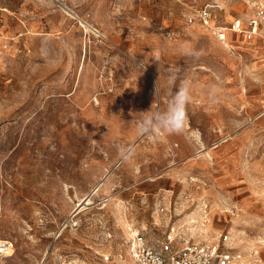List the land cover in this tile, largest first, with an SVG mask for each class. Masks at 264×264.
<instances>
[{
	"label": "rangeland",
	"instance_id": "rangeland-1",
	"mask_svg": "<svg viewBox=\"0 0 264 264\" xmlns=\"http://www.w3.org/2000/svg\"><path fill=\"white\" fill-rule=\"evenodd\" d=\"M0 35L5 264H106L136 234L165 252L228 234L236 264H264V39L228 52L176 0H0ZM176 66L187 122L150 140L137 121Z\"/></svg>",
	"mask_w": 264,
	"mask_h": 264
},
{
	"label": "built area",
	"instance_id": "built-area-1",
	"mask_svg": "<svg viewBox=\"0 0 264 264\" xmlns=\"http://www.w3.org/2000/svg\"><path fill=\"white\" fill-rule=\"evenodd\" d=\"M178 1L183 4L182 17L187 26H203L223 44L227 42L229 31L252 40L261 32L264 23V0H243L253 8V13L245 17H234L231 21L223 20L219 16V10L223 9L220 1ZM12 249V243L0 240V264H5ZM102 257L106 264H236L241 256L236 253L228 234H222L217 242L210 243L185 240L182 247L169 252L151 246L143 235L136 234L127 252H109Z\"/></svg>",
	"mask_w": 264,
	"mask_h": 264
},
{
	"label": "clouds",
	"instance_id": "clouds-1",
	"mask_svg": "<svg viewBox=\"0 0 264 264\" xmlns=\"http://www.w3.org/2000/svg\"><path fill=\"white\" fill-rule=\"evenodd\" d=\"M182 54L193 59H199L203 55L202 51L194 48H185ZM154 58L159 61V54ZM185 71L179 66L169 69L167 82L170 87L175 88V91L170 94L166 109L162 111L150 109L140 113L142 118L137 121L138 134L150 140H159L162 134H177L183 130L188 119L187 108L192 99L191 81L185 75ZM157 92L156 86L155 95Z\"/></svg>",
	"mask_w": 264,
	"mask_h": 264
},
{
	"label": "crops",
	"instance_id": "crops-1",
	"mask_svg": "<svg viewBox=\"0 0 264 264\" xmlns=\"http://www.w3.org/2000/svg\"><path fill=\"white\" fill-rule=\"evenodd\" d=\"M176 1L181 8V21L184 25H186L184 20H183V17H182V13L184 11L183 4L181 2H179L178 0H176ZM217 1H220L223 5V9L219 10V12H218L219 16L223 20L231 21L234 17H237V16H244L245 17V16L253 13V8L251 6L245 4V2L243 0H235L236 4L231 3L230 0H217ZM192 26L194 27V25H192ZM186 27H190V26L186 25ZM200 28H201V26H200ZM203 28H205V27H203ZM260 39H264V23L262 25L261 32L258 35H256L252 40H247L244 35L229 31L227 33V41L231 44V50L226 49V48H225V50H227L228 52L229 51L231 52L234 49L257 50V49L261 48V45L259 43ZM214 48H215L214 53L218 54V53L222 52V49H220V47L219 48L214 47ZM222 48H224V47L222 46Z\"/></svg>",
	"mask_w": 264,
	"mask_h": 264
},
{
	"label": "bare ground",
	"instance_id": "bare-ground-1",
	"mask_svg": "<svg viewBox=\"0 0 264 264\" xmlns=\"http://www.w3.org/2000/svg\"><path fill=\"white\" fill-rule=\"evenodd\" d=\"M227 42H226V44H223L222 43L223 44L222 46L224 48H226V49H230L231 44L229 42L228 43ZM200 68L205 69L206 67L205 66H201ZM100 188H101L100 185L95 186L94 189H93V191L90 194H88L84 198H82L80 200V202L77 204L76 208L74 209L72 216H77L80 212H82L83 210H85L88 207V205L92 204L93 195L96 194L100 190ZM206 217L207 216H203L204 219ZM194 231H196V230H194ZM194 234H195V237H196L197 240H202V239H204V238L207 237V235L204 234V228H201V231L200 232H197V231L194 232ZM126 252H127V250H126Z\"/></svg>",
	"mask_w": 264,
	"mask_h": 264
}]
</instances>
